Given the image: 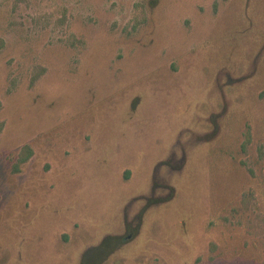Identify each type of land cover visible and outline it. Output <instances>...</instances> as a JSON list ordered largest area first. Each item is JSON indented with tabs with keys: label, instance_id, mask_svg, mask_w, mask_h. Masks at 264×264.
<instances>
[{
	"label": "rangeland",
	"instance_id": "1",
	"mask_svg": "<svg viewBox=\"0 0 264 264\" xmlns=\"http://www.w3.org/2000/svg\"><path fill=\"white\" fill-rule=\"evenodd\" d=\"M0 264H264V0H0Z\"/></svg>",
	"mask_w": 264,
	"mask_h": 264
}]
</instances>
